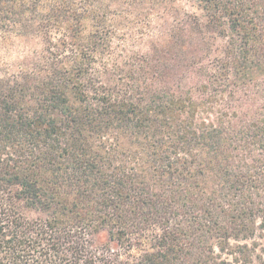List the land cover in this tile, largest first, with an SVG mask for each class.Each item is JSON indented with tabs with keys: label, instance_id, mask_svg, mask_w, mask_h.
<instances>
[{
	"label": "trees",
	"instance_id": "trees-1",
	"mask_svg": "<svg viewBox=\"0 0 264 264\" xmlns=\"http://www.w3.org/2000/svg\"><path fill=\"white\" fill-rule=\"evenodd\" d=\"M0 38V264L254 263L264 0H0Z\"/></svg>",
	"mask_w": 264,
	"mask_h": 264
},
{
	"label": "rangeland",
	"instance_id": "rangeland-1",
	"mask_svg": "<svg viewBox=\"0 0 264 264\" xmlns=\"http://www.w3.org/2000/svg\"><path fill=\"white\" fill-rule=\"evenodd\" d=\"M179 4L185 9L201 13L200 10L196 9L195 6H192L191 3L187 1H180ZM219 45L222 44L221 39L215 40ZM29 43H23L18 39L9 38L3 39L0 38V69H14L21 58V54L24 51V48L29 47ZM29 217H37L38 214L34 212L27 213ZM256 223H260V220H256ZM93 239L96 243L102 244L107 243L111 247H116V244L109 242L108 236L105 232H98L93 236ZM237 244H247L251 248L253 264H264V228L256 229L255 237L251 240H240L236 242ZM137 250H133L132 254H136ZM229 258V256H227Z\"/></svg>",
	"mask_w": 264,
	"mask_h": 264
}]
</instances>
